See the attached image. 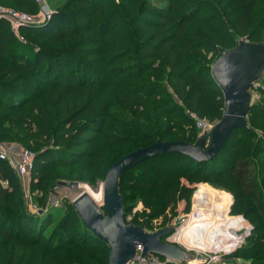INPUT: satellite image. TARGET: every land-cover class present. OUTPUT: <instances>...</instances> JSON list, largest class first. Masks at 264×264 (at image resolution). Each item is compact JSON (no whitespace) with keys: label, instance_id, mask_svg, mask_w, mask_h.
I'll list each match as a JSON object with an SVG mask.
<instances>
[{"label":"trees","instance_id":"1","mask_svg":"<svg viewBox=\"0 0 264 264\" xmlns=\"http://www.w3.org/2000/svg\"><path fill=\"white\" fill-rule=\"evenodd\" d=\"M7 1L38 11L34 0ZM65 1L48 22L18 34L0 19V146L29 149L33 177L51 160L57 170L75 172L83 165V180L92 169V183L157 140L194 143L198 132L186 111L211 123L224 111L212 64L239 39L264 44V0ZM260 83L247 116L251 130H234L214 160L196 163L166 154L122 176L125 216L131 203L145 208L131 223L146 230L163 217L161 226H167L169 211L192 191L181 178L188 185L217 184L234 195L231 214H242L252 226L240 249L247 250L250 264H264V76ZM41 170L37 189L44 182ZM124 188L133 191L130 199ZM54 219L47 205L41 215L26 212L20 179L0 160V264L108 263V246L92 235L72 203L44 236ZM221 234L219 227L207 231L209 240Z\"/></svg>","mask_w":264,"mask_h":264},{"label":"water","instance_id":"2","mask_svg":"<svg viewBox=\"0 0 264 264\" xmlns=\"http://www.w3.org/2000/svg\"><path fill=\"white\" fill-rule=\"evenodd\" d=\"M211 75L222 91L224 111L209 133L203 132L194 143L157 140L148 147L125 155L107 171L97 199L88 186L68 184V190H81L72 205L92 235L108 246L107 264L129 263L135 257L138 245L142 247V258L153 254L177 264L194 260L193 254L164 241L174 227L168 226L149 232L141 225L126 223L119 186L127 171L148 159L166 154H180L196 163L210 162L217 157L234 130H251L247 121L253 104L250 88L264 76V44H253L239 39L234 49L223 52L215 60L211 66ZM61 186L64 187V184Z\"/></svg>","mask_w":264,"mask_h":264},{"label":"rangeland","instance_id":"3","mask_svg":"<svg viewBox=\"0 0 264 264\" xmlns=\"http://www.w3.org/2000/svg\"><path fill=\"white\" fill-rule=\"evenodd\" d=\"M13 2L14 1L0 0V7L5 8L7 10L15 11V12H23L30 16H35L36 13H33V11H30L28 9H25V10L19 9L18 6H16V4H14ZM45 2L48 8L50 9V11L53 13V15L56 14L57 9H61L62 6L66 3L65 0H45ZM163 6L164 5H160L159 7H163ZM55 25L57 26V23H55ZM29 40H32V42L36 44L40 43L39 41H36L33 39H29ZM55 49L57 50V47ZM208 75H210L209 72L205 73L206 77L205 76L203 77V80L205 82L208 79ZM259 83L255 84L253 87L250 88V92L253 94V103L260 96L259 91L262 87V84L261 83L259 84ZM186 112L188 114H193L196 118V121H202V120L209 121L208 120L209 118L204 115L200 116L197 113L195 114L194 112H190V111H186ZM196 121L194 119H191L192 126L195 129V131L198 132V136H199L200 132H199V129L197 128ZM215 123L216 121L214 122V124ZM7 147H11L10 148L12 150L11 153H14L15 155H19L23 150H27V148L19 146V145H9ZM227 155L230 156V154H227ZM46 162L48 163L47 165L50 164L49 167L45 166L40 169L38 168V171H37L39 173V171L42 169L40 173V175H43L44 177V182L42 184V187L40 189L36 188V183H37L36 179H38L37 178L38 174L36 172L34 173V177L31 176L30 174L29 176L25 178L24 182L25 184L28 185V190L23 193V200H24L25 207L27 205H36L42 208L43 206L47 205L48 212H51L55 217L54 221H52V223L46 228V230H44V236L49 234L50 230H52V228L56 225L57 220L60 217H62V215L65 212L66 205L72 203V201L76 198V196L81 192V190H68L67 188L68 184L79 183L82 185H86L89 187V189L94 194H97L103 182L105 173H106L105 171L103 174V177L100 175L94 180V182L89 183L88 180L89 178H91V174H94V172L91 171L92 169H89L87 171L85 170L86 180H83L82 179L83 177L81 178V175H80L83 165H80L74 172L73 169L71 168L64 169V170H57V167L51 166V160H47ZM184 167L185 169H188V168L192 169V167H189L188 165H184ZM93 171H96V169H94ZM256 172H257V168L253 169L252 177H254ZM130 178L131 177L127 176L125 178V182L127 183V180H129ZM180 183L185 186H188L192 191H191V194L189 195L188 201L187 200L177 201L175 210L169 211L170 214L167 215V223L169 224L167 226L175 223V221L177 220L179 221V219L185 214L186 212L185 210L187 209L188 203L192 201V196L197 189L196 187L197 183L188 185L187 181L182 178L180 179ZM61 184H64V187L61 186ZM198 184H205V185H201L198 188V190L195 193L197 196L201 194L199 193L200 190L205 189L208 192L205 193V195L202 194V196L205 197V196H210L209 194H218L220 197V200H219L221 202L220 204L221 205L227 204V207L224 208L223 206V209L221 210L222 212L221 218L219 219L217 223L214 224V225H217L219 228H221V230L223 231L225 235L221 234L220 237L214 238L217 240H214L213 238L209 240L208 239L209 236L206 235L200 240H197L194 242L189 241V244L191 246H197L205 250L210 249L212 251H219L217 253H211V256L216 257L213 261H209V258L206 256H201V257H198L199 261L196 262L195 264H250L251 259H249V254L247 250L238 248L237 250L232 251L230 253H226V255H224L225 252H229L235 248L234 247L233 249H231L230 246L237 247L240 244V243L237 245L231 244V239L233 236L236 235L237 237L242 238L241 236L236 234L237 231L241 230V228H243L247 224L250 225L249 221L245 219L242 214H238V213L231 214V207L234 204L233 193L229 192L228 190L225 191V190L219 189L220 186L217 184L212 183L213 186L210 184H206V183H198ZM124 190H125V196H127V199H130L129 197L132 196L131 194L133 193V191L131 192L127 188L126 189L124 188ZM130 206L132 207V209H131V212L128 213V217H130L131 220L135 219L138 216L142 217V215L144 214L145 208L143 207L141 202H138L137 204L131 203ZM226 211L228 212V215H226ZM145 213L147 214L148 211H146ZM227 216L235 217L236 219L232 218L231 221H229ZM143 219L141 218V220ZM163 219H164L163 217H159L157 219L152 220L149 223L146 230L149 232H154L159 229H163L167 227V226H161ZM242 233L243 232H240V234ZM226 237L230 239L227 240Z\"/></svg>","mask_w":264,"mask_h":264},{"label":"built area","instance_id":"4","mask_svg":"<svg viewBox=\"0 0 264 264\" xmlns=\"http://www.w3.org/2000/svg\"><path fill=\"white\" fill-rule=\"evenodd\" d=\"M34 2L38 5V11L35 16H30L23 12H15L0 7V19L6 20L10 24L12 31L16 34H18L20 28L43 25L51 19L53 13L48 8L45 0H34ZM19 39L23 41L22 37H19ZM189 117L196 121V118L193 114H189ZM196 125L199 129L200 134H202L203 132L209 133L215 124L209 121L202 120L196 121ZM0 160H7L17 176L21 179H24L31 174L34 163V154L29 150H23L18 155L17 160L14 161L9 157L7 150L1 149ZM199 186L200 184H197L196 191L198 190ZM195 193L192 196L189 212L185 213L179 219V221L177 220L175 221V223L169 225L174 227V230L164 239V241L168 244L178 246L186 253L193 254L195 256L194 260L182 264H195L199 261L198 257L201 256H206L209 258V261H213L216 257L211 256V253L219 252L212 251L210 249H201L197 246H191L186 242L188 240L194 242L205 237L207 235V231L211 229L212 225L217 223L221 218V210L223 209V206L224 208L227 207V204H220L221 202L219 201L220 197L218 194H209L210 196L204 197L202 196V194L197 196ZM212 195L214 196V198ZM25 208L26 212L29 215L34 216L39 212H43L45 206L40 208L36 205H27ZM226 215H228L227 211ZM227 218L229 219V221H231L232 218L236 219L235 217L231 216H227ZM125 220L126 223H131L130 217H125ZM199 223H201V225L195 227ZM201 227H206V230H200ZM251 230V226L247 224L246 226L241 228V230L237 231L236 234L242 237L240 244L229 252L224 251V255L240 248L245 239L250 235ZM240 232L243 233L240 234ZM141 254L142 247L141 245H138L136 248L135 257L127 264H177L153 254H148L145 258H142Z\"/></svg>","mask_w":264,"mask_h":264},{"label":"bare ground","instance_id":"5","mask_svg":"<svg viewBox=\"0 0 264 264\" xmlns=\"http://www.w3.org/2000/svg\"><path fill=\"white\" fill-rule=\"evenodd\" d=\"M92 194H93V196L97 199V198H99V193H97V194H94L91 190H89ZM217 225H212V227H211V229H213V230H216L217 229V227H216ZM227 231H229V230H227ZM218 233L219 232H217V235H218ZM235 234V233H234ZM219 237H220V235H219ZM214 240H217V239H214ZM240 241H241V238H239V237H237L236 235L235 236H233L232 237V239H231V244H239L240 243ZM187 242V244L188 245H190L189 244V240L188 241H186ZM231 247V249H233L234 247H236V246H230Z\"/></svg>","mask_w":264,"mask_h":264},{"label":"crops","instance_id":"6","mask_svg":"<svg viewBox=\"0 0 264 264\" xmlns=\"http://www.w3.org/2000/svg\"><path fill=\"white\" fill-rule=\"evenodd\" d=\"M12 147V146H11ZM11 147H5V148H0V150L1 149H5V150H7V152H8V155H9V157L12 159L13 158V160L14 161H16L17 160V158H18V155H15L14 153H11ZM15 158V159H14ZM20 179V181H21V189H22V191H23V193L25 192V191H27L28 190V185L27 184H25V178L24 179H21V178H19Z\"/></svg>","mask_w":264,"mask_h":264}]
</instances>
